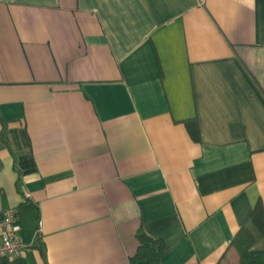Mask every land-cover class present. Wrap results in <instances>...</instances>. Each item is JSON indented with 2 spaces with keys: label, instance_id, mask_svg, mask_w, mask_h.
<instances>
[{
  "label": "crops",
  "instance_id": "crops-1",
  "mask_svg": "<svg viewBox=\"0 0 264 264\" xmlns=\"http://www.w3.org/2000/svg\"><path fill=\"white\" fill-rule=\"evenodd\" d=\"M259 200L264 0H0L18 264H130L140 231L217 264Z\"/></svg>",
  "mask_w": 264,
  "mask_h": 264
},
{
  "label": "trees",
  "instance_id": "trees-1",
  "mask_svg": "<svg viewBox=\"0 0 264 264\" xmlns=\"http://www.w3.org/2000/svg\"><path fill=\"white\" fill-rule=\"evenodd\" d=\"M186 125L191 137L198 141L197 124L188 121ZM29 209L28 204L21 206L18 210L19 215ZM138 242V249L130 258V264H162L168 253L164 240L152 239L140 231ZM217 264H264V205L261 200L257 202L246 224L235 235Z\"/></svg>",
  "mask_w": 264,
  "mask_h": 264
},
{
  "label": "built area",
  "instance_id": "built-area-1",
  "mask_svg": "<svg viewBox=\"0 0 264 264\" xmlns=\"http://www.w3.org/2000/svg\"><path fill=\"white\" fill-rule=\"evenodd\" d=\"M26 198L30 196L27 195ZM22 230L23 226L17 210L0 212V264H18L32 246L23 240Z\"/></svg>",
  "mask_w": 264,
  "mask_h": 264
}]
</instances>
